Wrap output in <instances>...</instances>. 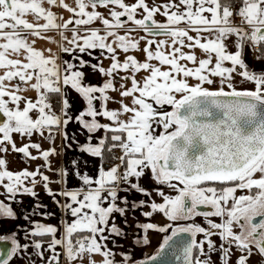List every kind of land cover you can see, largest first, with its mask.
Returning <instances> with one entry per match:
<instances>
[{"label": "snow or ice", "instance_id": "6c2138e0", "mask_svg": "<svg viewBox=\"0 0 264 264\" xmlns=\"http://www.w3.org/2000/svg\"><path fill=\"white\" fill-rule=\"evenodd\" d=\"M53 6L72 15L65 20ZM157 14L166 22H158ZM96 22L101 26L92 27ZM50 31L60 40L47 36ZM136 31L145 35H131ZM30 37L56 43L59 53L37 49ZM250 49L259 52L254 60L264 61V0H168L161 5L0 0V196L5 198L0 220L23 218L31 225L23 244L15 232L0 235V241L11 243L0 248V264L25 256L29 264H36L33 257L43 264H64L65 259L70 264H171L169 256L179 264H250L253 255L264 261V65L256 69L247 63ZM105 52L108 67L102 64ZM135 53H143L144 60ZM85 69L99 73L102 83L88 82ZM141 71L147 75L137 79ZM245 83L252 87H237ZM73 91L85 104L75 113ZM29 92L36 93L35 99ZM109 103L120 107L109 109ZM69 124H76V131L70 133ZM14 134L22 138L19 145ZM33 136L50 147L43 149ZM117 148L122 154L113 156ZM69 149L99 161L96 176L88 159H72L64 167L51 162ZM9 153L21 162L42 159L44 164L12 171L4 155ZM113 159L118 163L109 165ZM145 177L156 186L151 191L140 183ZM70 179L77 184L69 187ZM38 185L63 219L38 199ZM133 191L148 199L130 200ZM25 195L34 200L31 206L23 207L18 199ZM6 201L21 206V214ZM137 211L143 221L135 217ZM156 215L168 223L161 225ZM34 216L55 218L57 225L34 221ZM117 216L125 228L118 226ZM132 227L131 247L148 245L150 231L164 234L154 255L136 259L133 252L109 247L126 239L125 229ZM60 246L63 253L57 251Z\"/></svg>", "mask_w": 264, "mask_h": 264}, {"label": "crops", "instance_id": "0c3cea01", "mask_svg": "<svg viewBox=\"0 0 264 264\" xmlns=\"http://www.w3.org/2000/svg\"><path fill=\"white\" fill-rule=\"evenodd\" d=\"M66 2H68L71 5L73 3V0H66ZM147 2L150 5H152V4L161 5V4L167 3L168 0H147ZM98 10L103 15L108 16L111 19L110 15H109V10H106L103 7H100ZM53 11H55L58 16L63 17V19H65V20L70 18V16L72 15L67 10L60 9V8H58L56 6H53ZM27 18L30 21H32V19H33L31 16H28ZM138 18H140V17L138 16ZM155 19L158 22H166V17H164L161 14H157L155 16ZM124 21L126 22L127 26H131L130 23L127 22L126 18L124 19ZM41 22H43V21H41ZM100 26L101 25L98 22H96V23H94L92 25V27H100ZM181 26H183V25H181ZM124 31H125L124 29H121L120 30L121 34H123ZM138 32H139L138 36L135 35V32L131 33V35L136 36L137 38L139 36H141V35H145L142 31H138ZM66 34L69 37L71 36L70 32H68ZM46 35L47 36H51V37H55V39L57 41L60 40V36L56 32L50 31V32L46 33ZM193 35H194V33H193ZM30 39H34L35 40V47L37 49H51L52 52L59 53V48H58V45L56 43H53V42H51L49 40H46V39L37 38V37H30ZM143 46H144V44L142 42L141 43V47H143ZM232 50L234 51L235 49H232ZM184 51L188 52L189 50L188 49H184ZM195 53H196L198 58H204V56L202 55V50L196 49ZM135 54L138 56V58L141 61L144 60L145 57H144L143 53H135ZM45 55H48L47 51H45ZM60 55H61L62 59H69V55L68 54L60 53ZM83 58L85 60L89 59V57H87V56H84ZM99 58L100 57L98 56L96 59H99ZM120 58H121V60L124 58L123 54H121ZM96 59H93L92 62L95 63ZM72 62L75 63V59L74 58H72ZM153 63H158V62L154 61ZM247 63L249 65H251L253 68H256V69H259V68H261L262 65H264V61H261V62L253 61L249 57H247ZM102 64H103L104 67H108L109 66L108 54L106 52L103 55ZM187 64H188V66H192L191 62H187ZM167 68H168V66H162V70H167ZM85 71L89 74L88 82H90L91 84H94V85H100L102 83V77H101V75L99 73H96L95 75H93L91 69H85ZM146 75H147L146 72L141 71V73H139V75L137 76V79H140L141 77L146 76ZM129 86H130V84H129ZM251 87H252V85L250 84V88ZM110 94L111 95H116L115 93H110ZM27 95L31 96L33 99H35V97H36V93L35 92H29V93H27ZM130 100H131V98H127L125 102L126 103H130ZM71 103H72V111L74 113L85 107V104L82 101V99H80L78 97V95L74 91L71 92ZM118 107H120V106L117 103H109L108 104V108L109 109H116ZM56 111H59L58 107H56ZM101 122L107 123L108 121L105 119V120H102ZM76 129H77V125L76 124H69L68 125V131L70 133L76 131ZM107 135L110 137L111 133H108ZM14 139L16 140L17 144L19 145L20 144V140L22 138H20V137H18V136H16L14 134ZM78 139L81 142H83L84 136L80 135L78 137ZM31 140L32 141L41 142L43 149H48L50 147V142H48L47 140H41V138H39L38 136H33L31 138ZM25 142H28V141L25 140ZM56 143H57V145H59V143H60L59 138H57ZM73 148H75V144H73ZM31 151L33 152V155H37L38 154L35 150H31ZM4 155H6L7 159L10 161V163L8 164V168L10 170H12V171L22 170V169L25 168V166H28L29 170H35L37 168V166L44 164V161L42 159H38L36 161L25 160L24 162H21L20 156L17 155V154L9 153V154H4ZM82 158L89 160V164L91 165L90 171L93 174V176H96L95 165L97 163H99V161H97L95 159H92L90 157H87V156L82 157V155L80 153H78L76 151H73L71 149L67 150L66 153L63 150H61V155L59 157H52V158H50V160H51V162L54 165L59 166V167H64V166L67 165V163L70 160H72V159L80 160ZM44 172H45V174L49 175L51 178L54 179L53 174L51 172L47 171V169H44ZM140 183H141V185L143 187H145L149 191H151L154 187H156L155 184L152 181H150L147 177H145L143 180H141ZM76 184H77V181L74 180V179H70L69 182H68V186L69 187L75 186ZM51 187L53 188V190H56L58 186L55 183H53L51 185ZM164 190L166 192L168 191L167 188H165ZM0 191H2V189H0ZM36 191L39 194L38 199L42 202L43 205L47 206L48 212L54 213L57 218L63 219L64 217L61 216L62 210L59 209L58 206L55 203H53V199L51 197H49V196H47L45 194L42 185H38L36 187ZM120 195L124 196V195H126V193L121 192ZM3 199H5V198L3 196H0V200H3ZM18 199H22L23 200V207L31 206L34 203V200L30 196H26L25 195V196L18 197ZM56 199L59 200L61 203L64 202V198H62V197L57 196ZM129 199L130 200L134 199V200L139 201L140 199L147 200L148 198L147 197H143L140 194H137L136 192L133 191L131 193ZM155 199L157 200V202H161L160 198L155 197ZM6 202L12 203L10 201H6ZM12 207L18 213V215L21 214V212H22L21 206L12 203ZM41 210H43V209H41ZM144 210L147 211L148 209L145 208ZM127 216H128L129 225H134L135 218L133 217L132 213H128ZM135 217L139 218L141 221H143L145 219L142 216H140V212L139 211H137L135 213ZM31 219L34 220V221H37V222L45 223V224L57 225V219H55V218L49 219V218H46V217L42 218L41 216H34V217H31ZM68 219L71 220L70 217H68ZM155 221L159 222L161 225H163L165 223H168L166 218H163L161 215H156L155 216ZM116 223L122 229L125 228L124 221L119 216L116 217ZM30 228H31V225L28 224L23 218H18V219H15V220L9 219V218H4L3 220H0V235H9V234L15 232V233L18 234V240H19V243H21V244L25 243V240L23 238L25 230L26 229H30ZM125 230L128 232L127 238L119 240L117 242V244H115V245H111L110 244L109 247L110 248H114L117 253H122L125 250H127L129 252H133L136 259H144L147 256L153 255L157 251V249L159 247V244L162 243V241H163V235L164 234H157L155 232L150 231L148 233V235L150 236V243L148 245H144L143 243H140V244L135 245L134 247H131L133 245L132 233L135 231V228L132 227V228H127ZM62 231H63V229L60 228V232H62ZM168 234H170V231H169ZM136 237L142 239V233L137 232L136 233ZM199 238L200 237H198V239ZM44 239H45V242H46L47 238H44ZM212 239L217 244L220 243L218 237L213 236ZM8 242H10V241H8ZM57 251L63 253V247L62 246L58 247ZM28 252L32 253L33 249L29 248ZM47 257H48V253L46 252L45 253V259H47ZM93 258L96 261H100L101 260V257L99 255H95ZM33 259H35L36 264H43V261H41L39 258L33 257ZM120 259H121V256L118 254L116 256V260L119 261ZM212 259L216 260L217 257L215 255H213ZM233 259H235V257H233ZM258 261H259V264H264V261H260V258H259L258 255H253L251 260H250V264H258ZM10 264H29V260H28V258L26 256L22 257V258H14L10 262ZM64 264H70V262H68L65 259L64 260ZM77 264H79V262H77ZM85 264H87L86 260H85Z\"/></svg>", "mask_w": 264, "mask_h": 264}, {"label": "built area", "instance_id": "2783aa9c", "mask_svg": "<svg viewBox=\"0 0 264 264\" xmlns=\"http://www.w3.org/2000/svg\"><path fill=\"white\" fill-rule=\"evenodd\" d=\"M258 55H259L258 51H256L255 49H250L248 57L250 59H252L253 61H256L253 59V57L258 56ZM109 147H111V144H109ZM112 154H113V156H120L122 154V150H120L118 148L114 149ZM107 163L109 165H112V164L118 163V161L113 159V160H109Z\"/></svg>", "mask_w": 264, "mask_h": 264}, {"label": "water", "instance_id": "95a60500", "mask_svg": "<svg viewBox=\"0 0 264 264\" xmlns=\"http://www.w3.org/2000/svg\"><path fill=\"white\" fill-rule=\"evenodd\" d=\"M125 18H126V17H125ZM125 18H122V19L124 20ZM10 246H11V244H10V242H8L7 240H5V241H0V248L7 249V248H9ZM154 254H155V253H154ZM154 254H153V255H154ZM168 259L171 261V264H179V262L176 261L174 257L169 256Z\"/></svg>", "mask_w": 264, "mask_h": 264}, {"label": "rangeland", "instance_id": "374dc122", "mask_svg": "<svg viewBox=\"0 0 264 264\" xmlns=\"http://www.w3.org/2000/svg\"><path fill=\"white\" fill-rule=\"evenodd\" d=\"M126 2L130 4V3L133 2V0H126ZM138 34H139V32L136 31V32H135V35L138 36ZM237 80H239V77H237ZM237 87H238V88H239V87L250 88V83H245V84H243V85L237 84ZM238 193H239V192H238ZM238 193H237V194H238ZM197 222H198V223H203V221H202L201 218H197ZM214 222H219V221H218V219H215V218H214Z\"/></svg>", "mask_w": 264, "mask_h": 264}, {"label": "flooded vegetation", "instance_id": "af4514ba", "mask_svg": "<svg viewBox=\"0 0 264 264\" xmlns=\"http://www.w3.org/2000/svg\"><path fill=\"white\" fill-rule=\"evenodd\" d=\"M240 193H238L237 195H239Z\"/></svg>", "mask_w": 264, "mask_h": 264}]
</instances>
